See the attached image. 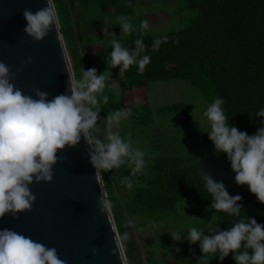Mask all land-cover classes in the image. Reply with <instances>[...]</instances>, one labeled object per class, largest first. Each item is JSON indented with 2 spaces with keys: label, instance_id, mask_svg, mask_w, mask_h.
I'll list each match as a JSON object with an SVG mask.
<instances>
[{
  "label": "clouds",
  "instance_id": "9594fccd",
  "mask_svg": "<svg viewBox=\"0 0 264 264\" xmlns=\"http://www.w3.org/2000/svg\"><path fill=\"white\" fill-rule=\"evenodd\" d=\"M45 4L35 12L23 10L26 21L24 33L36 42L43 41L53 27L56 31L59 28L54 0H45ZM118 20L121 35H130L134 31L130 17L120 16ZM148 28L147 20L139 25L141 33ZM165 42L166 36L154 40L151 51H158ZM133 43L135 47L129 49L112 34L109 41L112 51L106 60L109 69L119 67L120 73H123L136 64L138 71L144 72L151 61V56L145 54L148 45L142 38ZM31 63V57L24 61V65ZM22 70L18 68L17 72ZM67 73L66 93L49 99L46 91L35 88L33 95H26L12 83L15 79L12 70L0 61V219L5 215L18 218V214L31 211L36 197L30 186L34 182L51 183L52 169L61 162L58 153L66 147H76L82 138L98 184L103 180L102 172L128 164L131 175L136 176L145 167V152L134 148L131 139L122 137L118 131L121 121L129 116L130 109L108 113L104 139L95 134L101 102L107 104L109 99L103 95L104 73L97 75L95 68L85 70L83 67L80 68L79 78L70 70ZM223 104V99L216 97L203 111L202 122L207 123L208 131L202 133L208 135L217 155H226L235 174L236 185L247 186L257 201L264 205V123L255 134L248 135L235 125H229ZM255 116L264 117V108L259 109ZM201 176L206 192L212 197L211 209L239 217L242 197L231 196L224 183L214 179L204 169ZM121 183L129 189L132 187L128 177ZM99 207L102 213L111 207L103 195L99 199ZM109 223L114 230L111 217ZM204 232L197 227L187 230L186 240L189 244L199 243L202 253L197 264H209V256H218L223 261L230 253L235 264H264V224L257 223L255 218L246 215L227 230L217 226L209 228V235ZM182 235L175 232L170 236L179 242ZM128 239L127 232L123 235L115 232L112 255L119 254L122 260L124 241ZM92 251L93 255L98 254L97 249ZM0 264H66V261L59 257L54 247L4 228L0 230Z\"/></svg>",
  "mask_w": 264,
  "mask_h": 264
},
{
  "label": "trees",
  "instance_id": "16d2710c",
  "mask_svg": "<svg viewBox=\"0 0 264 264\" xmlns=\"http://www.w3.org/2000/svg\"><path fill=\"white\" fill-rule=\"evenodd\" d=\"M187 9L193 11L189 22L177 30L163 34L141 33L137 26L125 38H118L123 46L133 49L134 41L142 38L151 56L150 63L143 73L138 65L115 76L118 95L108 91V83L103 95L108 103L101 102L100 118L112 111L130 109L129 122L135 127L148 126L151 118L147 114L148 103L133 105L125 101V92L133 88L147 89L152 82L182 81L193 87L209 105L214 98L223 99L222 105L229 125L253 135L264 123V117L255 116L264 108V0H185ZM85 0H54L59 16V28L73 73L80 77V68H95L97 75L105 74L107 57L111 53L101 46L109 33L118 31L116 26L107 27L101 21H84ZM107 4L108 0H102ZM89 11V8H87ZM106 27L103 34L96 33ZM103 35V36H102ZM167 37L158 51H151L154 40ZM108 38V37H107ZM96 52L85 54L83 49L98 44ZM188 111V113L186 112ZM172 113H182L180 125L190 117L189 108L182 103L163 106L159 116L165 118ZM156 114V111H154ZM186 116H189L186 118ZM160 118V117H159ZM224 155V154H223ZM228 175L221 179L201 162L195 154L152 156L151 163L136 176L131 175V166L122 165L118 169L102 172L103 185L110 203L116 231L121 235L127 232L129 239L124 241L123 252L127 264H147L146 258L136 260V248L131 237L134 230L129 220L137 217V227L156 225L161 218L175 217V206L183 199L199 205H206L214 213V227L227 230L244 216L255 218L264 224V205L257 201L247 186L235 183V174L224 155ZM210 173L217 181H224L231 196L240 195L242 205L240 216H231L211 209L212 197L206 192L201 172ZM128 177L132 182L129 189L121 183ZM230 178V179H229ZM115 212L112 211L113 207ZM136 220V219H135ZM146 220V221H145ZM135 229V227H134ZM158 235L155 238H160ZM138 250L141 246L138 243ZM243 251V249H241ZM230 253L223 261L213 258L219 264H235Z\"/></svg>",
  "mask_w": 264,
  "mask_h": 264
},
{
  "label": "water",
  "instance_id": "95a60500",
  "mask_svg": "<svg viewBox=\"0 0 264 264\" xmlns=\"http://www.w3.org/2000/svg\"><path fill=\"white\" fill-rule=\"evenodd\" d=\"M45 6V0H0V61L12 70V83L26 95L39 88L52 99L66 93L67 70L73 71L60 28L56 31L53 27L41 42L24 33L23 10L35 12ZM29 57L32 63L24 65ZM18 68L23 70L17 72ZM58 157L61 162L52 169V182L30 186L36 197L32 210L18 214V218L5 215L0 219V230L12 229L54 247L66 264H127L123 249L122 260L119 254L112 255L117 231L111 210H100L102 195L108 200L103 182L97 183L83 138ZM94 248L97 255H93Z\"/></svg>",
  "mask_w": 264,
  "mask_h": 264
},
{
  "label": "rangeland",
  "instance_id": "374dc122",
  "mask_svg": "<svg viewBox=\"0 0 264 264\" xmlns=\"http://www.w3.org/2000/svg\"><path fill=\"white\" fill-rule=\"evenodd\" d=\"M80 1V0H79ZM104 4L102 0H85L84 21H101L107 27H119L120 16L131 18L133 26L139 28L143 20H147L149 28L144 31L146 34H163L172 30H177L185 26L192 17L190 9L185 7V0H108ZM131 5V6H129ZM106 28L96 30L98 34L105 33ZM112 34L116 38H125L121 35V30L109 33L104 36L106 40L101 47L107 50L110 47L109 41ZM103 36V35H102ZM108 37V38H107ZM101 40L94 46H89L82 50L85 54H93L96 47L100 46ZM99 48V47H98ZM111 48V47H110ZM117 68H111L105 72V82L108 83V91L113 95H118L119 89L115 81L118 75ZM107 79V80H106ZM106 90V87L104 88ZM125 101L133 105L148 103L147 114L151 122L144 128L135 127L129 122V117L121 121L118 131L124 138H130L134 148H139L145 152V170L151 163L152 156H173L195 154L212 171L218 179L228 175V168L224 161V155H217L214 145L208 139L206 132L208 125L202 122V113L208 104L201 98L198 92L190 87L188 83L170 80L167 82H152L147 89H131L125 92ZM182 103L189 108L190 117L186 116V123L179 124L182 113H172L165 118L159 116V111L163 106H170L173 103ZM156 111V114H154ZM188 113V111H186ZM160 117V118H159ZM105 118L97 121L95 134L104 139L106 135ZM117 130V129H114ZM230 179V178H229ZM225 184V182L222 180ZM112 211L115 208L112 205ZM175 217L161 218L156 225L137 227V217L129 220V227L134 230L131 237L136 253H140L139 258H146L150 262L147 264H197L201 258L199 243L189 244L186 240L187 230L197 227L204 230L205 235H209L210 227H214V213L206 205H199L190 202L187 198L181 199L175 206ZM195 217V218H192ZM199 218V219H198ZM136 219V220H135ZM203 222H202V221ZM146 221V220H145ZM135 227V229H134ZM175 232L182 233L181 241H174L170 235ZM161 235L160 238H155ZM138 243L141 251L138 250ZM136 260L138 258L136 257ZM209 264H219L211 256L207 257Z\"/></svg>",
  "mask_w": 264,
  "mask_h": 264
},
{
  "label": "crops",
  "instance_id": "0c3cea01",
  "mask_svg": "<svg viewBox=\"0 0 264 264\" xmlns=\"http://www.w3.org/2000/svg\"><path fill=\"white\" fill-rule=\"evenodd\" d=\"M104 28V27H103ZM106 28V27H105ZM107 30H105V32H106ZM107 70H110L109 68H108V66H107ZM105 75V74H104ZM107 80V79H106Z\"/></svg>",
  "mask_w": 264,
  "mask_h": 264
}]
</instances>
